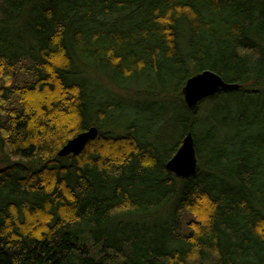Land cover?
I'll list each match as a JSON object with an SVG mask.
<instances>
[{
	"label": "trees",
	"instance_id": "1",
	"mask_svg": "<svg viewBox=\"0 0 264 264\" xmlns=\"http://www.w3.org/2000/svg\"><path fill=\"white\" fill-rule=\"evenodd\" d=\"M0 165V264H264V0H0Z\"/></svg>",
	"mask_w": 264,
	"mask_h": 264
},
{
	"label": "water",
	"instance_id": "2",
	"mask_svg": "<svg viewBox=\"0 0 264 264\" xmlns=\"http://www.w3.org/2000/svg\"><path fill=\"white\" fill-rule=\"evenodd\" d=\"M239 89L237 84H229L211 71H204L190 77L183 89V100L190 110H195L200 102L218 94L219 92H231ZM98 130L91 127L67 141L58 151V157L78 156L86 145L97 138ZM166 170L177 179L188 180L198 172V160L196 156L194 140L191 133L182 138L180 146L175 154L165 164Z\"/></svg>",
	"mask_w": 264,
	"mask_h": 264
},
{
	"label": "rangeland",
	"instance_id": "3",
	"mask_svg": "<svg viewBox=\"0 0 264 264\" xmlns=\"http://www.w3.org/2000/svg\"><path fill=\"white\" fill-rule=\"evenodd\" d=\"M102 78L98 77L99 82H104L103 80H101ZM105 87V88H104ZM104 87H102V90H104V92L106 93V95L109 96H114V95H119L122 94L123 92H120V90L118 89H112L109 86H107L106 84L104 85ZM172 140H169V142H171ZM168 148V146H166ZM0 167H2V165H0ZM192 216L190 214L187 213V215L185 216V220L188 221L189 219H191Z\"/></svg>",
	"mask_w": 264,
	"mask_h": 264
}]
</instances>
